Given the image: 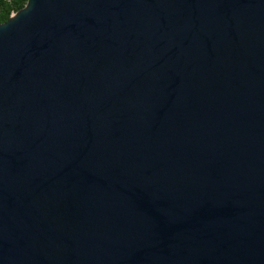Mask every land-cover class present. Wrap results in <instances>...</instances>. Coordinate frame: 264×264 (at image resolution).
<instances>
[{
  "label": "water",
  "instance_id": "95a60500",
  "mask_svg": "<svg viewBox=\"0 0 264 264\" xmlns=\"http://www.w3.org/2000/svg\"><path fill=\"white\" fill-rule=\"evenodd\" d=\"M0 264H264V0L0 24Z\"/></svg>",
  "mask_w": 264,
  "mask_h": 264
},
{
  "label": "trees",
  "instance_id": "16d2710c",
  "mask_svg": "<svg viewBox=\"0 0 264 264\" xmlns=\"http://www.w3.org/2000/svg\"><path fill=\"white\" fill-rule=\"evenodd\" d=\"M28 0H0V24L6 23L13 14L22 10Z\"/></svg>",
  "mask_w": 264,
  "mask_h": 264
}]
</instances>
